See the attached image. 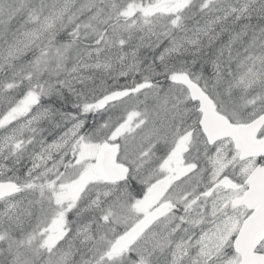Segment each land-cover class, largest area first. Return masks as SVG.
Instances as JSON below:
<instances>
[{
    "label": "snow or ice",
    "instance_id": "6c2138e0",
    "mask_svg": "<svg viewBox=\"0 0 264 264\" xmlns=\"http://www.w3.org/2000/svg\"><path fill=\"white\" fill-rule=\"evenodd\" d=\"M0 264H264V0H0Z\"/></svg>",
    "mask_w": 264,
    "mask_h": 264
}]
</instances>
